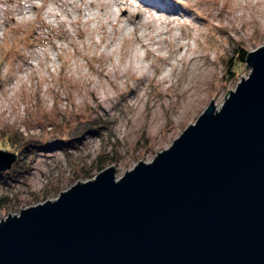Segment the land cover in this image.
Returning <instances> with one entry per match:
<instances>
[{
    "label": "rangeland",
    "instance_id": "1",
    "mask_svg": "<svg viewBox=\"0 0 264 264\" xmlns=\"http://www.w3.org/2000/svg\"><path fill=\"white\" fill-rule=\"evenodd\" d=\"M261 46L264 0H0V221L153 161Z\"/></svg>",
    "mask_w": 264,
    "mask_h": 264
},
{
    "label": "water",
    "instance_id": "2",
    "mask_svg": "<svg viewBox=\"0 0 264 264\" xmlns=\"http://www.w3.org/2000/svg\"><path fill=\"white\" fill-rule=\"evenodd\" d=\"M245 63L153 161L1 219L0 264H264V46ZM15 161L0 151V171Z\"/></svg>",
    "mask_w": 264,
    "mask_h": 264
},
{
    "label": "bare ground",
    "instance_id": "3",
    "mask_svg": "<svg viewBox=\"0 0 264 264\" xmlns=\"http://www.w3.org/2000/svg\"><path fill=\"white\" fill-rule=\"evenodd\" d=\"M160 2V1H159ZM161 4H162V1H161ZM125 5H127V3L126 4H124L123 6H120V8H122L124 11H126L127 9H126V7H125ZM153 8H154V6H153ZM155 9V8H154ZM120 19H121V16L119 15V16H117L116 18H115V20L113 19V22L114 23H118L119 21H120ZM171 23V22H170ZM193 59H190V63H191V61H192ZM165 81V79L163 80V82ZM192 89L191 88H189V87H184L182 90H181V92H180V94L181 95H189V94H192ZM133 94H134V96H136L137 95V90H133ZM34 168L33 167H29L28 168V170H33ZM114 175H115V173H114Z\"/></svg>",
    "mask_w": 264,
    "mask_h": 264
},
{
    "label": "trees",
    "instance_id": "4",
    "mask_svg": "<svg viewBox=\"0 0 264 264\" xmlns=\"http://www.w3.org/2000/svg\"><path fill=\"white\" fill-rule=\"evenodd\" d=\"M247 53L246 52H242L240 51V56L238 58V61L244 62L245 63V58L247 57Z\"/></svg>",
    "mask_w": 264,
    "mask_h": 264
}]
</instances>
